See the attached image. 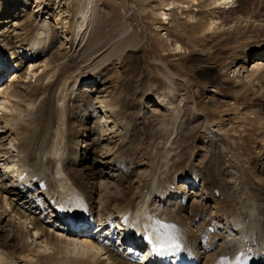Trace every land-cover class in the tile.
Wrapping results in <instances>:
<instances>
[{
  "label": "bare ground",
  "instance_id": "6f19581e",
  "mask_svg": "<svg viewBox=\"0 0 264 264\" xmlns=\"http://www.w3.org/2000/svg\"><path fill=\"white\" fill-rule=\"evenodd\" d=\"M32 2L38 21L28 13ZM152 2L163 5L159 28L171 20L167 11H180L198 35L210 86L236 107L200 115L194 96L190 115L177 123V90L162 97L143 91L139 102H128L124 81L117 100L99 99L95 93L108 88L105 51L118 38L128 41L122 51L142 40L127 21L104 44L87 32L90 20L103 18L97 0L67 3L59 40L50 0H0V76H11L0 90V264H144L133 245L152 241L185 248L182 264H264V125L253 163L238 168L221 151L230 148L224 117L258 107L264 113V0ZM254 34L260 43L243 46ZM150 103L164 114L153 118ZM198 140L210 151L205 164L196 162ZM184 143L193 144L185 159L178 151ZM70 216L86 227L72 231L64 222ZM118 226L123 241L115 240Z\"/></svg>",
  "mask_w": 264,
  "mask_h": 264
},
{
  "label": "rangeland",
  "instance_id": "374dc122",
  "mask_svg": "<svg viewBox=\"0 0 264 264\" xmlns=\"http://www.w3.org/2000/svg\"><path fill=\"white\" fill-rule=\"evenodd\" d=\"M34 1L36 2L37 0ZM80 1L81 0H67L65 2L64 0H50L52 8L51 15L48 16L45 14L43 17L47 18L48 16V19H51L52 28L57 33L59 40L63 39V35L60 34L63 29L58 28L60 26L64 28L68 23L66 18L67 12H65L66 7L68 4L71 6L73 2L78 3ZM96 4L101 14H103V18L97 23H94V21L90 20L87 27L88 33L89 31H94L93 38L96 39V41L103 39L104 41L102 40V42L104 44H106V42L109 44V41L113 38V40L116 41L119 37L117 34L126 21L127 31L131 30L136 32L142 39L139 45L132 51L128 49L122 51L121 47L126 45L125 43L128 41L126 37L121 40L118 38V46L105 51L107 55H110V57H108L110 60L104 64V68L101 71L102 77L105 78L107 84L106 86L108 88L105 89V92L103 93H95V95L99 96V99H103L102 97L109 95L105 98L107 101H109L112 96L113 99L117 100L121 87V81H124V88H126L127 83L128 85L130 84V95L132 98L136 97L132 100L129 95L128 102L137 101L143 91L149 96H152L156 93L157 96L162 97L161 95L164 93L169 94L170 91L174 92L173 90H177V93L179 94V98L176 101V106L179 108L176 118L177 123L180 122V118H182L181 116L185 112L190 115V107H192V101L195 97L198 99V101L202 102L199 108L200 112H198L200 115L202 114L207 116L209 113H211V111H224L226 108L236 107L238 103H235L234 100L229 101V99L226 98L227 96L225 95L224 90L221 91L210 86L211 83L208 81L211 80L212 74L210 73V70L202 71V67L206 65L202 64L201 66L200 61L198 60V35H196L192 29L187 27L188 25H186L183 19L184 16L179 13L180 11H174L173 13L171 11H167L168 14L170 13L169 16L171 20L168 23L166 22L165 26L163 25L159 28V25L164 23L165 20L161 13L163 5H160L158 2L154 3L152 0H135V3H131L130 0H97ZM34 5V2L30 3L28 13L32 16V19L38 15V18L35 19L38 21L41 17V13L40 11V14L35 12L37 9L33 8ZM54 20L56 22H54ZM58 22H61V25L57 24ZM249 36L254 40L253 34H250ZM254 36L255 41H249L243 46L255 47L257 44H259L262 38H260V36H256V34H254ZM175 40H178L182 43V50L176 48L177 44ZM118 47L120 48L117 49ZM18 56L22 57L21 54ZM253 58H255V56ZM253 58L248 60V67L251 66ZM167 64L171 68H168ZM179 68H182L180 70L181 76H174V79L171 78V75L176 73L174 71H177ZM197 70H199L198 75L194 77L193 72H196ZM174 80L176 81L177 85L174 84ZM171 81L174 83H171ZM213 89L214 91H211ZM211 100L215 102H212ZM139 101L140 100H138V102ZM253 101L255 100L253 99ZM172 102H174V100H172ZM255 102L257 103V101ZM103 104L104 103L100 105ZM216 104H218V109L215 108ZM95 106H99V104H96ZM140 106H135L136 111H139ZM144 106L142 104V107ZM148 106L150 110L148 113H152V115H154L153 118L164 114L161 106H157L155 103H150ZM155 106L156 108H154ZM208 116L211 117V115ZM224 118L227 119L229 123L226 120L227 124L225 123L226 126L221 131V135H223L222 137L224 141H227L230 147L228 150L227 148L223 149L225 151L221 150L222 153L224 152L223 154H226L227 152L226 156H224L226 160L225 158L224 160L227 161L228 159L229 162L233 161L234 166L239 165L238 168L243 169L246 166L245 161L248 160V162L250 161L251 163L253 157L255 158V156L258 154L257 147L259 146V133L263 129L261 126L264 125V113H262L258 107V109L253 108L250 111H246L238 118ZM198 128L199 127H197L196 130ZM148 134L153 136L154 132L148 131ZM98 144H96V147H99ZM189 144H182V148L178 146L179 152L183 150V152H181L183 153L182 158L185 159L189 157L191 149L188 147L195 144L194 147L196 146L199 149L198 156H196V162L200 163L203 161L205 164V162L210 157V151L208 148L202 147L199 140L194 141L193 144ZM141 150H144V146L141 148ZM96 153L97 152H95V154ZM222 153H218L221 155L220 157H223ZM234 156L235 158H238L239 161H237ZM243 157H245L246 160ZM253 162L254 160L252 163ZM252 166L254 167V164ZM252 166L251 168L253 169ZM258 180L261 181L264 186V171ZM124 184H129V181L125 180Z\"/></svg>",
  "mask_w": 264,
  "mask_h": 264
}]
</instances>
